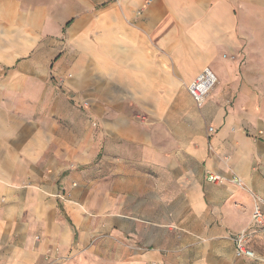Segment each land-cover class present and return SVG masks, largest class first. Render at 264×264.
Wrapping results in <instances>:
<instances>
[{
    "label": "crops",
    "instance_id": "crops-1",
    "mask_svg": "<svg viewBox=\"0 0 264 264\" xmlns=\"http://www.w3.org/2000/svg\"><path fill=\"white\" fill-rule=\"evenodd\" d=\"M53 6L0 22V264H264V0Z\"/></svg>",
    "mask_w": 264,
    "mask_h": 264
},
{
    "label": "built area",
    "instance_id": "built-area-1",
    "mask_svg": "<svg viewBox=\"0 0 264 264\" xmlns=\"http://www.w3.org/2000/svg\"><path fill=\"white\" fill-rule=\"evenodd\" d=\"M233 59V57H232ZM68 77H71L68 75ZM217 80L211 70L205 68L195 79L192 80L190 86L187 88L189 96L192 97L197 108H200L205 103L208 93L215 87ZM79 107L82 109H88L89 103L86 100H82L79 103ZM215 129L211 126H208L207 133L208 135L213 134ZM262 132H258L257 136H262ZM207 181L212 183H221L222 179L215 175H209ZM238 187H242L243 184L240 178H234L231 180ZM250 222L248 226L240 232L232 236V241L234 244L235 256L238 259L247 258L256 260L259 257L255 254L250 248V242L255 237L256 233L264 235V212L260 209L258 205H255L251 215Z\"/></svg>",
    "mask_w": 264,
    "mask_h": 264
},
{
    "label": "rangeland",
    "instance_id": "rangeland-1",
    "mask_svg": "<svg viewBox=\"0 0 264 264\" xmlns=\"http://www.w3.org/2000/svg\"><path fill=\"white\" fill-rule=\"evenodd\" d=\"M16 2H18V4L14 7L12 6H0V22L2 20H4V15L5 14H16L19 12L21 13H25V14H32L33 12L37 11L38 9L42 8V7H47V6H50V7H54L53 6V0H15ZM0 4H2V0H0ZM53 10H56L53 8ZM11 24L13 26L15 25H18V23L16 22H11ZM26 31L24 32L22 29H14V34L16 36V39H17V36L18 34L20 35V37H22V35H25ZM53 39V37H51L50 35L49 36H46L45 38H42V42H45L47 39ZM62 40V43H63V46H62V50L60 51V54L63 55V53L65 54V51L68 49H70L68 43H67V40L68 38H66V35L64 34L61 39ZM57 55V54H56ZM56 55H54L52 59H54L56 57ZM50 60V61H51ZM53 84H55L57 87L60 85L57 84V82L55 81ZM197 109V112H199V108H196Z\"/></svg>",
    "mask_w": 264,
    "mask_h": 264
}]
</instances>
